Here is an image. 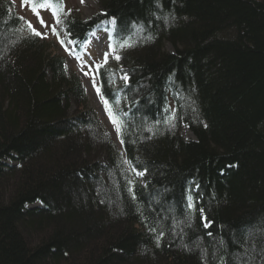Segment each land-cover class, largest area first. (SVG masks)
<instances>
[{"label":"trees","instance_id":"1","mask_svg":"<svg viewBox=\"0 0 264 264\" xmlns=\"http://www.w3.org/2000/svg\"><path fill=\"white\" fill-rule=\"evenodd\" d=\"M94 1L85 20L22 0L80 55L108 32L121 59L96 75L118 144L54 43L0 0V264H264V0Z\"/></svg>","mask_w":264,"mask_h":264},{"label":"rangeland","instance_id":"2","mask_svg":"<svg viewBox=\"0 0 264 264\" xmlns=\"http://www.w3.org/2000/svg\"><path fill=\"white\" fill-rule=\"evenodd\" d=\"M13 11H16L21 15L24 21L32 26L39 32L42 33L44 40L53 42L56 51L60 56L66 59V68L70 73H75L83 82L85 93L88 101V107L94 111L96 117L100 120L105 130L118 144L117 133L115 127L110 122L106 115L105 107L103 105L100 95H97L95 88L92 84V76H95V81L99 87V82L96 75V66L106 65L107 67L114 68L115 51L108 48V33L106 31L97 32L95 35L90 37L89 46L84 50L83 55H78L74 43L68 40L62 30L61 18L59 17L60 23H57V17H54L49 10H39L40 17L38 18L34 12L30 9L29 5H24L22 0H12ZM66 12H77L85 20L92 19L100 11L99 4L94 0H65ZM40 18L44 20V24L40 23ZM52 28H55L59 33V37L54 35ZM63 40L62 45L60 41ZM167 49L171 51V47L167 46ZM108 51V61L105 63L102 58V53ZM83 65V68H82ZM91 69V71H89ZM85 72H89V75H84ZM124 74L118 73L116 75V82L121 85L125 83L122 79ZM181 137L187 141H194L195 137L191 134L185 125H182L180 131ZM192 137H191V135ZM9 164V163H8ZM14 163H12L13 165Z\"/></svg>","mask_w":264,"mask_h":264},{"label":"snow or ice","instance_id":"3","mask_svg":"<svg viewBox=\"0 0 264 264\" xmlns=\"http://www.w3.org/2000/svg\"><path fill=\"white\" fill-rule=\"evenodd\" d=\"M28 2H29V0H24V3H25V4H27ZM81 2H83V0H81ZM57 3L59 4L60 10L63 11V0H57ZM38 7H39V8H51V7H53V5L49 2V0H43V3H39V4H38ZM38 7H37V6H34V7L32 8V11H33L34 14L39 18V17H40V13H39V11H38ZM53 14L55 15V13H53ZM40 23H41V24H44V20H43L42 18H40ZM57 23H60L59 18H57ZM112 23H113V24L116 23V21H115L114 18H113V20H112ZM28 27H29V29L32 31V33H33L35 36L43 38L42 33L39 32V31H37V30L32 26L31 23L28 24ZM52 32H53L54 35H57V36L59 37V33L56 31L55 28H52ZM67 35L70 36L71 33H67ZM93 35H95V33H93ZM148 39H151V37L149 36ZM60 43L63 45V44H64V41L61 40ZM121 47L123 48V47H125V45L122 44ZM127 47H131V45H127ZM108 48H110V49H112L113 51H115V49L113 48V46H112V44H111V37L109 38V41H108ZM108 57H109V53H108V51H104V52L102 53V58H103V60H104L105 63L108 61ZM120 59H121V56H119V55H116V56H115V60H116V61H119ZM82 68H83V65H82ZM99 70H100V66H97V71H99ZM89 71H91V69H89ZM84 75H86V76L89 75V72H85ZM122 79H123L125 82H127L129 78H128L127 74H125V75L122 77ZM92 84H93V87H94L95 90H96L97 95H101V96H102V102H103V104L105 105V111L108 113L109 119H110V121L112 122L113 126L115 127L116 132H117L119 135L122 136V134H123V121L120 120V119L116 116L115 111H114V106H113L114 104H118L119 101H117V100L110 101L108 98H104V97H103L100 88H99V87L97 86V84H96L95 76H94V75L92 76ZM206 126H207V125H205V127H206ZM121 143H122V144L124 143L123 139H121ZM142 174H143V173H137V175H142ZM196 187L198 188V185H196ZM133 199H135V193H134V192H133ZM188 200H189V203H188L187 207L189 208V210L195 211V210H196V206H195V204L192 202V196H191V195H189ZM199 211H200L201 213H203V209H202V208L199 209ZM201 219H202V221H207V218L204 217L203 215L201 216ZM203 226H204V227H210V226H211V222H206V223H204ZM150 230H151V231H155L154 229H150ZM208 235L211 236L212 233H208ZM222 264H223V262H222Z\"/></svg>","mask_w":264,"mask_h":264},{"label":"bare ground","instance_id":"4","mask_svg":"<svg viewBox=\"0 0 264 264\" xmlns=\"http://www.w3.org/2000/svg\"><path fill=\"white\" fill-rule=\"evenodd\" d=\"M190 135H191V134H190ZM191 137H192V135H191ZM8 163H9V164H8ZM6 164L12 166V163H11V162H7ZM40 207H41V203H40L39 201H37V202H35V203H33V204H29V205L26 206V208H28V209H32V208H40Z\"/></svg>","mask_w":264,"mask_h":264}]
</instances>
